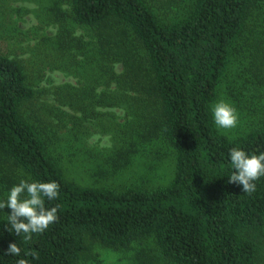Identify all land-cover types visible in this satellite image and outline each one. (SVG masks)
Returning a JSON list of instances; mask_svg holds the SVG:
<instances>
[{
    "label": "trees",
    "instance_id": "trees-1",
    "mask_svg": "<svg viewBox=\"0 0 264 264\" xmlns=\"http://www.w3.org/2000/svg\"><path fill=\"white\" fill-rule=\"evenodd\" d=\"M64 1L67 11L61 0L50 10L88 29L89 39L66 32L58 44L85 55L91 82L37 91L22 61L0 54V200L21 179L60 185L57 199H45L46 207L58 206L59 219L29 242L8 231L11 209L0 210V264L21 258L81 264L95 245L118 251L134 243L140 245L136 258L150 264H264V177L252 195L227 183L231 148L264 152V122L232 138L219 131L212 113L223 84L228 92H264V0H155L165 13L153 0ZM41 92H55L61 102L74 95L88 104L126 107L129 114L152 108L150 127L176 156L173 179L122 190L67 179L45 124L51 111L36 103ZM119 132L114 158L122 167L137 148L131 128ZM13 242L20 256L6 254Z\"/></svg>",
    "mask_w": 264,
    "mask_h": 264
},
{
    "label": "rangeland",
    "instance_id": "rangeland-1",
    "mask_svg": "<svg viewBox=\"0 0 264 264\" xmlns=\"http://www.w3.org/2000/svg\"><path fill=\"white\" fill-rule=\"evenodd\" d=\"M52 1L0 0V54L20 59L37 91L69 83L81 87L92 81L93 71L83 62L85 55L77 57L58 44L59 36L66 32L88 40L89 30L74 24L70 18L57 17L50 10ZM61 1L60 7L67 11L68 4ZM153 1L156 9L165 13V7ZM242 58L241 54L233 58L231 73L239 68L237 64ZM250 67L248 65L247 69ZM115 70L121 72L122 65L116 63ZM230 90L223 84L213 106L225 100L237 109L239 123L236 128L221 129L216 125L221 133L235 138L264 122V92H228ZM95 93L100 96L102 92ZM63 96L65 101L61 102L55 92H41L36 103L38 107L40 104L48 106L51 111L45 124H48V133L55 138L53 154L67 179L79 185L119 190L127 187L150 189L166 185L173 179L176 156L162 134L150 127L154 122L149 117L154 111L152 108H141L136 115L135 112L129 114L130 108L93 105L81 99L74 100V95ZM77 104L82 107L87 104L86 110ZM146 127L147 138L144 139L142 134ZM130 128L135 135L137 152L128 165L120 167L114 157L121 143L115 135L120 129ZM8 191L6 189V195ZM139 247L134 243L130 248L117 251L95 245L93 254L81 264H150L144 257L136 258Z\"/></svg>",
    "mask_w": 264,
    "mask_h": 264
},
{
    "label": "clouds",
    "instance_id": "clouds-1",
    "mask_svg": "<svg viewBox=\"0 0 264 264\" xmlns=\"http://www.w3.org/2000/svg\"><path fill=\"white\" fill-rule=\"evenodd\" d=\"M215 124L221 129L236 128L239 123L237 109L225 100H220L212 108ZM103 146V145H102ZM233 169L227 183L242 186V192L252 195L257 191L256 181L264 177V152L248 154L239 147H233L229 152ZM60 185L56 181L41 182L21 179L14 185L6 200H0V210L8 207L7 228L9 232L22 237L24 242L33 239L34 234H42L49 226L59 219L58 206L46 207L45 199L52 201L59 196ZM21 247L18 243H10L6 254L20 256ZM36 259L38 254L32 253ZM16 264H30L21 258Z\"/></svg>",
    "mask_w": 264,
    "mask_h": 264
}]
</instances>
